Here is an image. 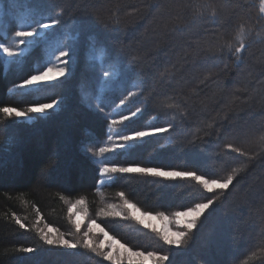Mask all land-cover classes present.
<instances>
[{"label":"trees","instance_id":"obj_1","mask_svg":"<svg viewBox=\"0 0 264 264\" xmlns=\"http://www.w3.org/2000/svg\"><path fill=\"white\" fill-rule=\"evenodd\" d=\"M29 7L46 17L62 11L65 23L50 30L59 34L56 43L34 46L8 63L0 55V107L26 111L34 100L62 103L47 115L30 113L26 119L0 114V264H111L88 249L49 246L39 239L32 228L36 209L43 217L38 227L47 223L74 238L61 196L73 203L83 198L88 218L133 250L168 249L132 219L97 215L109 204L120 210L116 193L121 191L152 215L171 216L215 199L190 245L173 250L171 264H264V16L258 15L259 0H37L34 5L32 0H0L5 37L14 35ZM240 25L251 31L237 60L218 48L225 41L238 46ZM64 45L76 52L66 77L42 90L19 88L39 61ZM101 66L112 73L109 78ZM128 91L138 95L121 106ZM137 106L142 112L118 129L166 122L174 127L136 142L131 153L117 149L120 155L106 153L101 159L119 166L194 170L216 179L233 167H247L229 189L213 193L190 179L143 174H117L98 188L99 165L92 152L116 142L109 121ZM229 143L247 155L227 149ZM50 170L55 173L49 178L58 176L51 185L38 178ZM12 213L27 229L15 223ZM87 227L82 216L81 233ZM21 247L36 251L20 252Z\"/></svg>","mask_w":264,"mask_h":264},{"label":"snow or ice","instance_id":"obj_2","mask_svg":"<svg viewBox=\"0 0 264 264\" xmlns=\"http://www.w3.org/2000/svg\"><path fill=\"white\" fill-rule=\"evenodd\" d=\"M33 5L37 3V0H32ZM202 15V13H201ZM212 15L216 13L213 10ZM258 15L264 16V0H259ZM62 11H58L54 16H45L44 13L35 7H29L28 10L18 19L17 30L14 32V38L10 43H4L0 40V53L8 58H14L24 55L25 51L32 49L34 46L40 44H46L50 40H56L59 34L53 33L50 30L55 29L57 26L63 25ZM246 31L250 32L251 29H245L244 25H240L235 40L238 46H235L232 41H225L222 43L218 51L223 53L227 50L230 54L234 55L237 60L242 57L243 51L246 49ZM7 37H5L6 39ZM234 49V50H233ZM58 52V55L56 54ZM76 52L75 48L64 45L51 52L46 61H39L36 67L33 69L34 74L28 76L23 80V83L19 85L20 89L35 88L37 90L54 87L53 81H59L60 77H66L71 71L69 68L70 63H75ZM100 71L103 73L104 78H109L112 73L104 69L102 66ZM142 94V89L140 93ZM137 92L128 91L127 95L120 99L119 104L125 105L129 98L137 96ZM62 100L58 101L53 99L51 103H41L38 100H34L32 105L27 107L26 111L20 110L12 106L0 107V114H3L6 118L16 117L18 119H26L30 113L48 114V110L59 107ZM173 107V105H168ZM100 111H103L101 107ZM141 107L137 106L135 111H130L128 115L120 113L118 118H113L109 121V127L116 136V142L111 143L108 146H102L95 148L92 152L93 156L97 159L95 163L99 165L98 173L100 183L98 188L103 186L105 181H114L117 174H143L154 177H160L164 179H190L200 185L206 192L213 193L217 190L224 191L229 189V186L233 184L234 179L247 167L246 164H242L239 167H233L230 172L223 178H208L205 174H198L197 171H180V170H164L160 167H143L139 165L119 166L115 163L109 162L107 159H101L106 153H112L120 155L117 149L125 150L131 153L137 146L136 142L142 141L145 137L155 136L158 134L167 133L174 126L170 122H166V126L151 125L144 127L142 130L133 129L131 131H123L118 129L117 126L125 125L126 122L131 121L138 113H141ZM156 119V117H153ZM208 127H212L211 124ZM108 141L113 140V135H108ZM195 137L193 142H195ZM264 140V135L260 137ZM225 147L239 156H246L242 149L234 147L231 143L225 145ZM110 186V185H109ZM116 195L122 201L119 206L120 210H117V206L109 204L108 210L101 209L97 215L103 214L106 217H118L121 219H132L145 228L150 229L156 233L158 239L162 241L163 245L169 246L166 250H133V248L127 246L126 243H122L115 236L110 235L109 231H106L95 219H89V213L87 209V203L83 198L77 199L74 203L69 202L64 196L60 199L67 205V213L69 222L73 224L75 232L72 234L73 239H68L65 234L58 228L50 226L44 223V226L38 227L39 223L43 220V217L38 209H36V222L33 223L32 228L35 229L39 239L49 246L75 249L84 248L90 250L98 257H102L103 260L111 262V264H171L169 257L172 255L174 249H186L191 240L194 237V230L198 228L201 221V217L205 212L215 203V199L208 198L202 202H195L191 206H187L183 210L173 211L171 216L160 211L153 216L151 213L142 211L134 202L126 198L124 192H117ZM35 207V206H34ZM77 214L82 215L87 221V230L81 233V224L74 221L72 218ZM139 214V215H138ZM159 219L163 226L159 229L153 227L151 224L145 223L144 218ZM12 218L15 223L19 225L21 229H27V225L16 214L12 213ZM24 219H27L26 217ZM94 230L99 235L107 237V242L98 243L94 238ZM108 250L105 251L104 249ZM20 252L32 253L36 249L33 247H21L18 249ZM256 256V253L252 254Z\"/></svg>","mask_w":264,"mask_h":264},{"label":"rangeland","instance_id":"obj_3","mask_svg":"<svg viewBox=\"0 0 264 264\" xmlns=\"http://www.w3.org/2000/svg\"><path fill=\"white\" fill-rule=\"evenodd\" d=\"M5 35H7V25H6L5 23H1V21H0V40H3L4 43H10V42L13 40V38H14V35H12L11 37L5 39ZM57 40H58V37H57L56 40H52V42H53V43H56ZM56 48H59V46L56 47ZM30 50H31V49H29L28 51H30ZM28 51H25L24 54H26ZM50 53H51V52H50ZM50 53L47 54V56H46V60L48 59ZM56 54L58 55V52H57ZM0 55L3 57V59H4V61H5L6 63H8L10 60H14V59H16V58L21 57V56H19V57H14V58H8V57L4 56L2 53H0ZM88 58H89V59L91 58V55H90V54H88ZM92 58H98V57H97L96 54H94V55L92 56ZM51 148H52V147H51ZM55 154H56V147L54 146V147H53V151H52V155L54 156ZM50 172H52V171L50 170L49 172H46V171L41 172L40 175H38V178H42V181H43L44 183L46 182L47 184H50V183H49L50 181H51V182L57 181V177H58V176H56V175H54V176L52 175L53 177H52V178H49L48 175H51L52 173H55V172H52V173H50ZM78 175H80V172H79ZM50 185H51V184H50ZM66 189H67V188H66ZM138 215H139V214H138ZM153 216H155V215H153ZM144 220H145V223H147V224H151L153 227H155V228H157V229H159V228H161V227L163 226L162 222H161L158 218H157V219H149V218L145 217ZM74 221H76V222H78V223L81 224V222H82V216L79 215V214H77V215L74 217ZM86 230H87V229H86ZM94 236L97 237L98 243H100V242H105V243H106V242H107V237H104V236H102V235H99L98 232H96V230H94ZM104 250L107 251L108 249L105 248Z\"/></svg>","mask_w":264,"mask_h":264}]
</instances>
